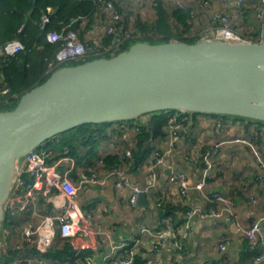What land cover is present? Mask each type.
Here are the masks:
<instances>
[{"label": "crops", "instance_id": "0c3cea01", "mask_svg": "<svg viewBox=\"0 0 264 264\" xmlns=\"http://www.w3.org/2000/svg\"><path fill=\"white\" fill-rule=\"evenodd\" d=\"M163 1L168 6L175 4L174 0ZM184 1L197 14L194 31L200 39L211 37L210 19L213 14L219 12L230 17L231 28L244 39L251 42H261L264 39V12L260 13L259 10L261 0L245 1L240 8L235 7L234 0H225L224 3L208 0L210 5L206 8L200 7L198 0ZM153 2L154 0H124L121 8L127 26L135 25L137 17L142 21H152ZM144 8L147 14L143 12ZM101 23H104V20ZM197 114L188 112L180 117L176 124L169 121L168 126L161 130L160 136L150 138V153L140 164L135 167L131 163L120 166L121 172L132 184L145 189L149 165L155 163L156 155L163 160L162 164L156 166L154 186L145 193L146 207H130L128 192L115 188L114 177H110L103 187L84 185L78 191L75 205L76 214L80 217L86 233L70 240H61L58 246L61 248L64 243L69 244L73 254L78 256L79 264H117L121 245L138 237L141 244L137 255L142 257L144 264H264V250L260 251L262 260L257 263L255 258L259 253L250 250L243 234L258 220H262L264 230V170L259 167L251 149L240 142L254 139V145L264 161V125L238 120L233 116ZM137 120L130 121L129 124L134 126L146 121L149 126L150 118L146 114ZM116 125L117 123L93 127L101 129L106 135L97 144V157L93 160L88 155L84 161L78 162V154L85 152L83 147L78 148L77 154H65L66 147L62 151L54 149L55 143H58L61 137L50 139L48 144L46 143L54 152L50 164H55L63 157L73 159L75 170L71 178L74 181H77L79 173H88L93 169L104 174L105 171L100 166L102 161L97 158L107 155H118L122 158L128 148L123 141L122 132ZM134 147L135 144L132 148ZM205 160L210 163L211 168L206 172L204 190L199 192L193 187L204 176ZM15 165L13 180L16 172L23 168L24 159H19ZM67 167L69 163L66 161L58 169L63 171ZM178 176H181L189 187L185 195L180 194ZM211 192L231 199L235 203V216L196 215L188 221L185 215L190 209L207 212L212 207L203 197V193ZM164 206H169L175 215L164 217ZM215 207H218L217 203ZM56 211L47 197L36 194L31 207L21 215L22 228L27 224L36 225ZM4 220L1 221V230L6 227H3ZM11 220L7 219L9 225H14L15 222ZM142 226L155 232L172 229L178 237L187 235L185 251L179 254L167 248L158 254L154 253V240L149 234L139 232ZM99 230L107 234L109 239L103 241L104 235L100 234ZM222 238L227 240L224 251L219 249V240ZM46 251L35 249L33 252H27L24 258H40L39 261H43V264H58L44 257Z\"/></svg>", "mask_w": 264, "mask_h": 264}, {"label": "water", "instance_id": "95a60500", "mask_svg": "<svg viewBox=\"0 0 264 264\" xmlns=\"http://www.w3.org/2000/svg\"><path fill=\"white\" fill-rule=\"evenodd\" d=\"M169 110L264 121V39L137 42L112 58L56 70L0 112V224L15 164L36 147L86 124ZM138 206H147L145 193Z\"/></svg>", "mask_w": 264, "mask_h": 264}, {"label": "trees", "instance_id": "16d2710c", "mask_svg": "<svg viewBox=\"0 0 264 264\" xmlns=\"http://www.w3.org/2000/svg\"><path fill=\"white\" fill-rule=\"evenodd\" d=\"M183 1L182 7H179L176 2V5L168 6L163 0H154L152 5L154 19L147 22L137 17L135 25L131 27L127 26L126 18L123 17L121 8L123 3L116 5L115 10L120 16V21L116 28H120L121 33L127 32L134 38L122 45L120 50L110 55V52H106V49L111 47V42L114 38L113 35L106 33L110 18L98 10L96 0H0V46L13 40H19L24 47L22 51L13 56L0 55V92L3 89L9 91L6 96H1L0 94V112L13 110L22 95L43 84L52 73L64 66H77L99 58L109 59L119 53L126 52L129 47L137 42L148 44L183 42L189 45L197 43L201 40L197 36V32L194 31L197 14L191 6H188L186 1ZM219 1L225 2L224 0ZM197 4L206 8L210 5V2L208 0H198ZM43 16L48 17V22L42 28ZM213 16H211L210 24L215 27ZM226 16L229 18L231 25L230 17ZM103 20L104 23H101ZM96 25L98 27L102 25V30L97 33L96 39H87L86 35ZM64 28L77 34L79 41L87 49V53L81 59L70 60L65 65L57 66L56 55L61 49L63 42L59 40L55 43H49L46 39V34H61ZM186 114L188 112L183 113L175 110L146 114L150 118L149 126L145 123L138 128L134 138L135 147L131 149L130 158L123 154L122 158L118 155H107L104 158L97 159L102 161L105 169H112L113 167L130 163L134 167L137 166L150 153L148 151L150 138L160 136L161 130L168 126L174 115H179V120L180 117ZM193 115L198 114L193 113ZM235 118L255 123L259 126L264 125V121H255L242 117ZM115 123L118 124L120 122ZM110 124L114 123L86 124L62 133L56 136L61 137V140L55 143L56 148L54 149L62 151L66 147L70 154H77L78 148L83 147L85 152L78 154L77 161H84L88 155L93 160V158L97 157L95 153L97 144L106 137L101 129L93 127ZM253 140L251 139V141ZM46 143L42 144V146L53 150ZM211 206L215 207V204H211ZM162 211L165 214L164 217L175 215V212H172L169 206L162 207ZM6 222L7 217H5L3 227L7 225ZM10 224L13 225V223ZM57 240L45 252L44 257L56 261L58 264H79L77 262L78 256L73 254L70 245L64 243L63 247L60 248L58 245L62 239L58 237ZM20 247L21 249L19 250L13 249L1 254L0 264H8L17 257L23 256L24 251V253H27L37 249L34 245L30 246L25 243L21 244ZM134 264H144L142 257L137 255L134 259Z\"/></svg>", "mask_w": 264, "mask_h": 264}, {"label": "built area", "instance_id": "2783aa9c", "mask_svg": "<svg viewBox=\"0 0 264 264\" xmlns=\"http://www.w3.org/2000/svg\"><path fill=\"white\" fill-rule=\"evenodd\" d=\"M123 1L124 0H96L98 10L110 18V23L106 29V33L114 36L111 42L112 45L110 48L106 49V52L114 53L115 51L120 50L122 45L134 38V36L129 35L127 32L121 33V29L118 27L116 28V25H118L120 21V16L116 12L115 6L121 5ZM245 1L246 0H234L235 7L238 8ZM175 2L177 6L182 7V0H175ZM259 10L260 13L264 12V0H261ZM212 19L216 26H211V37L204 38L206 40L226 43L260 42H251L246 40L239 33L233 31L230 27L229 18L224 14H215ZM47 22L48 17L43 16L41 27L43 28ZM66 28L62 30L61 34H46V39L49 43H55L59 40L63 42L61 49L56 55L57 66L65 65L70 60L81 59L87 53V49L79 41L76 33L70 30L67 31ZM23 48V44L19 40H13L3 46H0V55L13 56L22 51ZM97 55H99V53H97ZM8 93L9 91L7 89H3L0 92L1 96H6ZM178 116L179 115H174L170 122L172 124H176ZM137 119L136 121H138ZM145 123L146 121L141 124L131 126L129 121H121L118 123L119 125H116V128L122 132L123 141L128 146L124 153L126 157L130 158L131 149L135 144L134 137L140 125ZM240 142L247 145L251 149L255 159L259 163V167L264 170V161L261 158L260 152L256 149L254 142L250 139L248 141L240 140ZM64 152L65 154L69 153L68 150H64ZM53 158V150L46 149L40 145L23 158V168L16 172L9 197L4 203V216L7 217V219H12V222H16V217L26 213L31 207L36 194L47 197L48 201L53 203V206L57 211L44 217L43 220L36 225L27 224L24 226L21 233V243L17 245V247L15 246L14 249H21V244L25 243L30 246L34 245L37 250L44 252L54 244L58 237L62 240H70L85 235L86 231L81 225L80 217L76 214L77 208L75 205V198L78 191L84 185L103 187L110 177H114L116 179L115 188L117 190H126L128 192L129 206L136 208L138 206L139 195L141 193L148 192V190L151 189L156 182V166L163 163L161 157L156 155L155 163L149 165L147 170V186L145 189H142L130 182L128 177L121 172L120 166L113 167L112 169H105L101 162L100 166L104 169V174H100L98 170L93 169L88 173H79L77 181H74L71 178V174L75 170V161L69 157H63L58 159L55 164L51 165L50 162ZM66 161L69 163V167L63 171L59 170L58 167ZM205 165L206 170L203 178L193 187L199 192L204 190L207 179L206 172L211 168V165L207 160H205ZM24 175L26 179L24 178ZM177 179H179L180 194H187L189 187L186 182L181 176H178ZM203 197L211 204L217 203L218 207H211L207 212H199L194 209H190L185 215L188 221H191L196 215H199L200 217H219L222 215H228L230 217L235 216V203L231 199L217 192L203 193ZM188 221L187 223L189 224ZM11 227H13V225H11ZM11 227L10 231H6V233L9 234L11 232ZM171 230L167 229V231L155 232L149 231L148 228L142 226L140 227L139 232L141 234H149L154 240V245L152 246V251L154 253L158 254L162 250L171 248L179 254H182L186 249L187 235L183 234L178 237L173 230ZM99 233L103 234L101 231ZM243 234L249 243L250 250L259 253L255 260L257 263H260L262 260L260 251L264 250V230L262 220L254 222L244 231ZM103 235V241L109 239L107 234L104 233ZM140 244L141 239L139 237L133 239L130 243H123L119 248L120 254L117 259V264H134V259L138 254ZM226 245L227 240L225 238L219 240V249L221 251L226 249ZM23 254L25 255L26 253ZM24 255L17 257L8 264H43V261H39L41 260L40 258L25 259Z\"/></svg>", "mask_w": 264, "mask_h": 264}, {"label": "rangeland", "instance_id": "374dc122", "mask_svg": "<svg viewBox=\"0 0 264 264\" xmlns=\"http://www.w3.org/2000/svg\"><path fill=\"white\" fill-rule=\"evenodd\" d=\"M145 9L146 8H144V10H143L144 13H146ZM100 30H102V25L99 27L96 25V27L92 28V30L90 32H88V34L86 35V38L90 39V40H92L93 38L96 39L95 36L97 35V33ZM112 54L113 53H111L110 55H112ZM2 209H3L4 215H5V206L4 205L2 206ZM4 219H5V217H4ZM16 219L17 220H16L15 224L13 225V227H11V225H9L8 221L6 222V224L8 225V226L6 225V228H3L1 230V227H0V255L5 254V252L7 253L10 250H13L15 246L17 247V245H19L21 243V240H22L21 239L22 238L21 233H22V226H23V225H21V219H22L21 215L16 217ZM0 226H1V224H0ZM10 227H11V232L8 234V233H6V231H10Z\"/></svg>", "mask_w": 264, "mask_h": 264}]
</instances>
